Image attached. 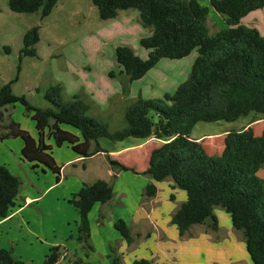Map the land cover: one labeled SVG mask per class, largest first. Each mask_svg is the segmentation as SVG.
Returning a JSON list of instances; mask_svg holds the SVG:
<instances>
[{
  "label": "trees",
  "instance_id": "1",
  "mask_svg": "<svg viewBox=\"0 0 264 264\" xmlns=\"http://www.w3.org/2000/svg\"><path fill=\"white\" fill-rule=\"evenodd\" d=\"M59 0H9V8L20 14L51 15ZM101 20L115 19L120 11L137 10L139 21L151 34L140 40L148 51L146 59L130 46L116 49L120 71L109 73L118 78L127 96L131 84L141 80L163 59L181 60L194 51L198 55L189 77L173 94L162 99L139 96L124 112L126 127L112 132L109 125L90 116L91 105L80 94L64 100V87L51 86L44 98L51 107L32 106L25 96H17L13 85L20 79L24 57H37L40 27L35 26L24 36L17 75L0 87V140L21 138L22 156L30 163L44 165L54 172L59 169L52 156V147L64 144L89 157L107 152L100 142L112 143L129 138L147 139L152 136L166 142L154 149L149 167L143 173L153 182L145 188L147 197L157 194V183L172 179L173 188L183 190L186 201L176 211L172 223L185 235L193 226L212 221L218 229L215 209H224L232 226L241 231L252 264H264V180L258 176L264 166V132L232 130L224 138L220 155H209L203 144L191 137L199 122H236L250 115L264 117V36L256 29L242 24L249 13L264 8V0H210V7L226 22V27L211 34L208 27L210 8L199 0H92ZM1 12V7H0ZM9 51V48H7ZM21 104L31 113L38 137L34 138L13 120L5 122L8 106ZM69 126L80 137L65 130ZM94 144V148H92ZM113 171H129L128 167L107 157ZM133 171V170H132ZM134 172V171H133ZM22 189L21 179L6 166H0V218H6L15 208ZM114 189L106 180L85 186L71 200L79 212L78 242L86 256L94 251L91 243L89 215L96 204H106L114 197ZM127 244L134 238L124 220L114 223ZM63 248L53 247L42 264H60ZM71 264H92L81 257ZM0 264H26L15 259L10 250L0 244ZM113 264H120L114 258ZM132 264H151L135 260Z\"/></svg>",
  "mask_w": 264,
  "mask_h": 264
},
{
  "label": "crops",
  "instance_id": "2",
  "mask_svg": "<svg viewBox=\"0 0 264 264\" xmlns=\"http://www.w3.org/2000/svg\"><path fill=\"white\" fill-rule=\"evenodd\" d=\"M199 1L204 6L209 7L210 12L213 10L210 7V0H205L203 3L201 0ZM120 12L113 20H118ZM215 14L218 13L215 12ZM125 18L126 23L135 18L139 21V14L126 15ZM211 21L217 27L221 22L224 26L226 25L225 20L219 14L218 17L217 15L214 16ZM242 24L256 28L264 36V8L249 13L242 19ZM115 25L116 23L113 24V26ZM147 33L150 35L151 29H147ZM128 37L131 39V36L128 35ZM137 39L140 42L142 38ZM196 57L197 55L194 57L193 64ZM76 81L78 83L68 87L61 84L64 87L63 97L69 100L73 95H82L91 105L90 116L99 121H102L103 115L113 118L115 112L113 111L114 98L121 104L118 114L122 117L126 107L135 101L139 95L135 96L130 93L126 97L122 89H115L113 92V84L102 87L90 75L84 79V82L81 79L72 80V82ZM80 81L82 84H79ZM10 107L8 106L5 111V120ZM253 117H250L251 119L244 124L242 129L251 127L255 134L260 136L264 132V117L258 116L257 119ZM257 126H260V134H257ZM63 128L80 137L79 132L72 127L63 126ZM22 129L29 132L34 138L38 137L36 126L35 129ZM11 139L13 138L1 141L5 142ZM196 140L202 143L201 138ZM165 142V140L157 139L154 136L147 139L129 138L121 142L108 143V145L101 141V147L107 152L102 151L89 157H83L77 154L71 145L66 143L58 147L52 139H49L47 143L52 147L51 153L55 165L59 169L58 172H54L41 164L34 166L35 164L28 162L22 156L28 166L35 170L42 168L43 172L48 174L51 186L54 187L53 191L62 188L56 196L57 199L53 197V200L60 202L61 200L58 199H62V203L73 206L78 215L75 214L71 218L64 210L51 213L40 211L39 214L28 210L27 208L31 205L39 204L44 196L43 189L32 180V187L38 189L41 195L26 190L19 194L16 206L9 215L6 218H0L1 247L10 250L15 259L22 260L26 264H42L53 247L63 248L60 264H71L70 260L76 256L92 264H113L114 258L119 259L120 264H123L124 258V264H132L135 260L141 259L148 260L151 264H251L244 235L232 226L230 215L224 209L220 207L215 209L218 220V229L213 230L217 234L215 238L207 233L194 236L192 229L198 225L193 226L185 235H181L177 226L172 223V218L186 201V193L178 188H173L174 183L169 178L156 184V196L150 198L145 195L146 186L153 180L143 173L149 167L152 151ZM19 145H21L22 154L24 141L22 140ZM94 146L92 144V148ZM108 156L131 170L113 171L107 160ZM262 168L259 170L258 176L264 180L260 176ZM101 171H106L107 176H101ZM100 179L111 183L115 194L111 201L106 204H96L90 212L91 243L94 251L86 256L78 242L79 212L71 200L82 188L90 186ZM119 181L125 182L128 187L120 189ZM130 184L138 185L137 194ZM162 190H164L163 194L161 193ZM131 195L132 198H130ZM130 199L135 202V210L128 213L124 210L120 214L118 209H125L127 207L126 201L128 202ZM118 220H124L130 227L134 238L131 245L127 244L115 229L114 223ZM208 222L212 224V221ZM239 233L241 237H239Z\"/></svg>",
  "mask_w": 264,
  "mask_h": 264
},
{
  "label": "rangeland",
  "instance_id": "3",
  "mask_svg": "<svg viewBox=\"0 0 264 264\" xmlns=\"http://www.w3.org/2000/svg\"><path fill=\"white\" fill-rule=\"evenodd\" d=\"M201 1L203 3L205 0ZM0 7V87L13 80L17 75L20 51L24 45L23 40L26 32L35 26L41 27L40 42L36 45L38 56L23 58L20 79L13 85L14 94L25 96L28 102L36 108L46 109L52 106L44 98L45 92L51 86L62 84L68 87L78 83V81L72 82V80L81 79L84 82V79L89 75L96 79L102 87L113 84V92L115 89H122L118 78L109 77L111 71L115 73L120 71L116 62V49L119 46L132 47L142 59H146L148 56V51L141 47L137 38L148 37L147 29L149 28H144L136 18L133 21L130 20L129 24L125 21L126 15H138L137 10L121 11L119 21L113 19L105 21L99 18L98 10L92 0H59L51 15L44 19L41 18L40 13L13 12L9 8V0H0ZM216 15L218 17V14H215L213 10L209 13L208 27L211 34L226 27L223 22L218 23V27L213 24L211 19ZM114 23H116L115 26H113ZM128 35L131 36V39ZM195 55H198L197 51L182 60H161L145 77L131 84L130 93L135 96L139 94L138 97L141 96L144 99H162L165 94H173L189 77ZM88 72L89 75H87ZM81 81L79 84H82ZM91 81L93 82V80ZM130 93L127 96L124 95L128 97ZM64 99L68 100L65 97ZM113 107V111H115L113 118L103 115L102 118H104L101 120L109 125L112 132H115L125 128L126 123L124 116L121 117L118 114L121 104L117 102L116 98L113 99ZM252 116L232 123L199 122L191 137L193 139L201 138L209 155H219L224 149V138L227 133L232 130H241ZM8 120L17 122L22 128L35 129L31 113L26 111V108L21 104L10 107L5 122L7 123ZM1 125L0 132H2ZM259 130L260 126H257V134H260ZM102 141L105 145L112 143L107 139ZM21 142L22 139L17 138L5 142L0 140V166H6L12 174L21 179L20 194L28 190L34 191L36 195H41L38 189L32 187V180L43 189V200L27 209L38 214L40 211L51 213L64 210L71 218L75 214L78 215L75 208L63 204L62 199H58L61 200L60 202L53 200V197L56 198L62 188L53 191L54 187L51 186L48 174L43 172L42 168H37L36 171L26 164L22 159L21 145H19ZM262 169L260 176L264 178V168ZM100 174L103 177L107 176L106 171H101ZM118 185L120 189L128 187L125 182L121 181ZM130 186L136 190L135 194H137L138 185L130 184ZM161 193L163 194L164 190ZM126 204L125 209H118L120 214L124 210L127 213L135 210V202L132 199L126 201ZM213 230L211 222H207L204 225L195 226L192 229V234L197 237L207 233L215 238L217 234ZM238 235L241 237L240 233ZM220 236L222 235L220 234ZM97 244L100 245L99 242Z\"/></svg>",
  "mask_w": 264,
  "mask_h": 264
}]
</instances>
